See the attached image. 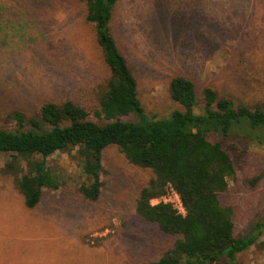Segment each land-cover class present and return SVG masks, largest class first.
Returning <instances> with one entry per match:
<instances>
[{
  "label": "rangeland",
  "instance_id": "374dc122",
  "mask_svg": "<svg viewBox=\"0 0 264 264\" xmlns=\"http://www.w3.org/2000/svg\"><path fill=\"white\" fill-rule=\"evenodd\" d=\"M85 14L79 0H0V129L19 128L15 111L26 116L22 129L33 128L29 119H41L48 101L72 100L103 122L94 110L111 71ZM111 27L147 114L161 118L184 109L169 92L177 75L195 81L198 114L206 87L264 110V0H118ZM208 139L222 142L236 164L220 198L233 208L236 235L244 236L264 216V126L239 125ZM75 152L49 158L63 183L44 187L32 209L18 185L25 161L0 154V264H138L174 247L178 234L137 213L151 169L108 146L101 193L91 200L79 190L85 176ZM238 260L264 264V231Z\"/></svg>",
  "mask_w": 264,
  "mask_h": 264
},
{
  "label": "trees",
  "instance_id": "16d2710c",
  "mask_svg": "<svg viewBox=\"0 0 264 264\" xmlns=\"http://www.w3.org/2000/svg\"><path fill=\"white\" fill-rule=\"evenodd\" d=\"M85 19L94 24L98 44L111 75L98 93L94 114L72 100L48 101L40 106V118L32 117L31 129H22L26 116L12 113L17 130L0 129V154L10 153L25 161L19 189L27 208H34L44 187L62 183L49 163L58 152H75L85 180L79 186L84 197L96 200L102 187V155L115 145L129 162L151 169L153 177L137 198L141 219L157 223L162 231L178 234L174 247L159 259L138 264H241L240 253L256 243L264 231V216L251 232L237 236L233 208L223 205L221 194L229 189L237 168L222 142L208 139L211 132L229 135L235 126H264V110L236 104L220 97L211 87L204 89L203 113L195 112L196 83L174 76L169 83L171 98L184 109L167 117L146 113L138 96V81L120 49L111 22L118 0H79ZM133 116L134 120H124ZM48 125L46 129L44 125ZM180 194L186 213L171 203H153L169 185Z\"/></svg>",
  "mask_w": 264,
  "mask_h": 264
},
{
  "label": "built area",
  "instance_id": "2783aa9c",
  "mask_svg": "<svg viewBox=\"0 0 264 264\" xmlns=\"http://www.w3.org/2000/svg\"><path fill=\"white\" fill-rule=\"evenodd\" d=\"M159 202L171 203L180 213H186L180 194L171 184L168 186L167 192L163 196L153 199V203Z\"/></svg>",
  "mask_w": 264,
  "mask_h": 264
}]
</instances>
